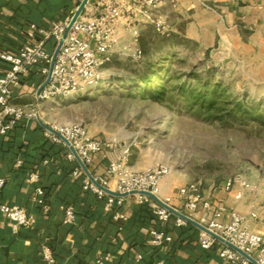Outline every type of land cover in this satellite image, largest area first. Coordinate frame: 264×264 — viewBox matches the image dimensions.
<instances>
[{
	"label": "crops",
	"instance_id": "obj_1",
	"mask_svg": "<svg viewBox=\"0 0 264 264\" xmlns=\"http://www.w3.org/2000/svg\"><path fill=\"white\" fill-rule=\"evenodd\" d=\"M79 1L0 0V77L10 66L1 54L17 53L29 42L26 29L30 24L49 28L70 16ZM136 18L141 37L145 27H154L153 19L159 18L170 32L182 21L189 31L196 27L197 34L187 31V36L220 41L230 54L236 45L250 47L248 41L259 40L264 45V0H173L156 8L153 19L139 12ZM244 31L252 36L245 37ZM132 40L130 28L121 23L115 50L125 49ZM54 46L52 39L48 48L53 51ZM44 81L42 66L30 67L14 89L12 102L33 109L38 118L21 120L11 134L0 136V178L6 180L0 188V264H46L41 254L44 245L53 247L56 264H95L99 256L104 264H156L158 260L165 264H227L220 256L222 245L204 249L200 245L202 229L190 222L178 226V215L173 214L163 224L136 195L126 196L123 205L110 208L107 198L84 189L72 173L78 160L69 159L68 147L45 134L42 122L52 123L42 112L47 101L38 98ZM111 147L107 143L97 155L89 167L91 174H105L111 163L121 162ZM33 172L40 175L37 181L29 179ZM248 183L249 187L240 181L230 188H226V182L209 188L199 186L205 200L239 212L248 228L264 238V180ZM184 185L168 176L161 181V197L172 196V205L180 211H185V202L178 191ZM38 187L48 192L47 208L36 200ZM3 204L25 207L36 218L35 226L14 231L1 211ZM63 204L75 206L77 219L73 224L64 223ZM117 213L124 218H117ZM192 217L200 222L203 217L212 218L213 210L201 205ZM229 219L227 213L221 217L223 222ZM153 228L168 231L173 240L163 247L154 246L150 237Z\"/></svg>",
	"mask_w": 264,
	"mask_h": 264
},
{
	"label": "rangeland",
	"instance_id": "obj_2",
	"mask_svg": "<svg viewBox=\"0 0 264 264\" xmlns=\"http://www.w3.org/2000/svg\"><path fill=\"white\" fill-rule=\"evenodd\" d=\"M182 22L174 23L167 36L148 24L142 44L139 39L144 49L141 60L133 56V40L123 50L114 47L94 87L51 99L42 112L58 126L84 124L90 134L113 146L115 158L132 172L163 164L170 168L165 178L179 185L192 182L209 188L238 177L260 183L264 119L205 115L189 105L186 92L199 77L207 76L212 84L225 85L233 98H245L264 112V45L248 41L250 47L236 45L230 54L220 41L187 36L190 27ZM192 28L189 32L196 35ZM244 36L252 35L244 31ZM156 62L169 66L165 74L171 78L161 100L137 85L140 66Z\"/></svg>",
	"mask_w": 264,
	"mask_h": 264
},
{
	"label": "built area",
	"instance_id": "obj_3",
	"mask_svg": "<svg viewBox=\"0 0 264 264\" xmlns=\"http://www.w3.org/2000/svg\"><path fill=\"white\" fill-rule=\"evenodd\" d=\"M172 1L88 0L80 16L73 22L76 12L84 2V0H80L79 5L70 16L64 20L53 22L49 28L38 26L36 23L30 24L26 29L29 42L17 53L1 54V58L10 66L0 77V136H7L21 120L38 118V113L33 109L12 102L14 89L20 84L30 67L42 66L45 81L38 91V98L43 101H49L56 97H67L85 87H94L102 78L103 66L112 59L120 24L124 23L130 28L134 43L133 56L141 60L144 52L139 46L140 26H138L136 13H142L153 19L156 8ZM153 23L159 33H163V35L170 33V28L164 20L155 18ZM52 39L55 40L53 51L48 48V43ZM59 44H61L60 50L51 68L54 52ZM49 75L50 78L46 83ZM50 127L45 130L46 136L56 143L67 146L68 158L77 160L76 155L63 138L68 139L88 168L96 161L97 155L105 149L106 143L90 134L87 126L82 123L59 126L51 124ZM169 172L170 168L163 164L147 170L132 172L125 166V163L113 162L108 166L105 174H92V179L79 163L74 169L73 175L76 178H83L84 189L92 190L99 198H107L110 208L115 205H123L124 196H114L104 188L118 193L135 192L131 195H136L140 203H149L159 221L167 224L174 213L160 201L139 192H151L165 204L174 207L172 196L161 197V181ZM39 176L38 173L33 172L29 179L37 181ZM238 181L246 187L250 185L248 181L238 177L226 182L225 186L230 188ZM5 182L4 178H0V188L5 185ZM178 192L185 202L183 213L193 218L192 214L201 205L208 210H213L212 218L203 217L199 223L252 256L256 263L213 234L202 230L200 245L204 249L209 250L216 244H221L220 256L227 264H264V238L258 232L248 228L243 215L235 210H228L225 206H213L210 201L205 200L197 183H188L180 187ZM45 193L42 187L36 189L37 202L47 208ZM1 207V211L11 221L14 231L17 232L21 227L35 226L36 218L25 207L9 204H3ZM62 208L65 212L64 223L73 224L76 220L74 207L62 206ZM226 213L230 219L223 222L221 217ZM116 217L124 218V215L117 213ZM188 223L189 221L185 218L177 217L176 224L178 226H186ZM150 237L152 244L157 247H163L173 240L171 233L159 228H153L150 231ZM41 254L46 264H56L57 260L50 246L44 245ZM141 258L142 255H139L138 260ZM96 261L95 264H104L105 262L101 256ZM156 264L165 263L163 260H158Z\"/></svg>",
	"mask_w": 264,
	"mask_h": 264
},
{
	"label": "trees",
	"instance_id": "obj_4",
	"mask_svg": "<svg viewBox=\"0 0 264 264\" xmlns=\"http://www.w3.org/2000/svg\"><path fill=\"white\" fill-rule=\"evenodd\" d=\"M169 34L170 33L165 34L164 36H167ZM139 39L141 43V36ZM141 44L140 48L144 52V49ZM140 67V78H138L139 84L137 85H139L142 92L159 100L164 99V97L167 96L170 87V75L165 74L169 70V66H162L161 63L156 62L153 64L146 65L144 63V66ZM210 80L211 79H209L207 76L199 77L197 79L198 84H196L194 88H191L186 92V97L188 98V103L190 106L198 107V110L201 113L208 116L211 115V117L214 118H223L229 115L240 119H264V112H261V110L258 109L256 104L248 103L245 98H242L240 100L237 98H233L231 91L225 85L221 83L212 84ZM9 134H11V132ZM78 165V163L75 165V167L72 169V173ZM77 179H79V181L83 185V178ZM43 189L46 192L44 198L45 200H47L48 192L45 188ZM145 204L148 206L149 210L155 215V212L153 211L149 203ZM63 206L67 207L73 205L63 204ZM73 207L76 210L75 206ZM75 214L77 219V210L75 211Z\"/></svg>",
	"mask_w": 264,
	"mask_h": 264
},
{
	"label": "water",
	"instance_id": "obj_5",
	"mask_svg": "<svg viewBox=\"0 0 264 264\" xmlns=\"http://www.w3.org/2000/svg\"><path fill=\"white\" fill-rule=\"evenodd\" d=\"M87 1H88V0H84V2L80 5V8L78 9V11L76 12V14H75V16H74V18H73V22H74V21L80 16V14H81V12L83 11L84 6H85V4L87 3ZM60 46H61V44H59V46L57 47V49H56L55 52H54V58H53V62H52V66H51V68L53 67L54 61H55V59L57 58L56 56H57V54H58V52H59V50H60ZM49 78H50V75H49V77H48L46 83L48 82ZM42 124H43L46 128H51L49 125H46V124H44L43 122H42ZM63 139H64L65 142H67L66 144H67V145L70 147V149L74 152V155H76V158H77L78 162H79L80 165L83 167V169L85 170V172H86L89 176H91V178L93 179V176H92L91 172L89 171V168H88V167L86 166V164L82 161V159H81L80 156L78 155L77 151H76V150L73 148V146L71 145V142H70L68 139H66V138H63ZM104 189H105L108 193L113 194L114 196H120V197H123V196L126 197V196H129V195L135 193V192H132V193H118V192L113 191V190H110V189H108V188H104ZM139 193H140V194H146V195H149L150 197H152V198H154V199L160 201L164 206H166L168 209H170L174 214H176V215H178V216H181V217L185 218L187 221H189V222L192 223V224H195L196 226H198V227L201 228L202 230H205V231H207V232L213 234L215 237H217V238L220 239L221 241L225 242L226 244H229L230 246H232V247H234L235 249H237L238 251H240L243 255H245L246 257H248L249 259H251L252 262L256 263V260H255L252 256H250V255H248L247 253L241 251L239 248L235 247V246L232 245L230 242H228L227 240H225L224 238H222V237L219 236L218 234L214 233L213 231H210L206 226L200 224L199 222H197L196 220H194L193 218H191V216L189 217L188 215H186V214L183 213L182 211H180V210H178V209H176V208H174V207H172V206H169V205L165 204L164 202H162V201L160 200V198H158L157 195H155V194H153V193H151V192H148V191H142V192L140 191Z\"/></svg>",
	"mask_w": 264,
	"mask_h": 264
}]
</instances>
